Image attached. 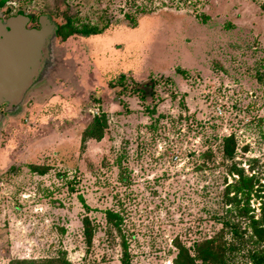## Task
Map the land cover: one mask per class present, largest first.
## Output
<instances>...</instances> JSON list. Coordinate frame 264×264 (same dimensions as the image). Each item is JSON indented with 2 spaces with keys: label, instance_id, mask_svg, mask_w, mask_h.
<instances>
[{
  "label": "rangeland",
  "instance_id": "1",
  "mask_svg": "<svg viewBox=\"0 0 264 264\" xmlns=\"http://www.w3.org/2000/svg\"><path fill=\"white\" fill-rule=\"evenodd\" d=\"M8 1L63 26L54 75L0 124V264H121L122 239L129 264H172L174 237L191 249L222 231L213 216L235 212L221 199L235 177L218 150L229 133L231 161L253 182L246 214L259 217L264 0ZM107 208L121 216L118 229ZM239 253L231 264H250Z\"/></svg>",
  "mask_w": 264,
  "mask_h": 264
},
{
  "label": "trees",
  "instance_id": "2",
  "mask_svg": "<svg viewBox=\"0 0 264 264\" xmlns=\"http://www.w3.org/2000/svg\"><path fill=\"white\" fill-rule=\"evenodd\" d=\"M3 1L5 0H2V2ZM147 9H149L148 5H144L141 8V12H145ZM66 22H69L68 17H66V21L64 23ZM62 26L63 24H59L60 31L58 32L57 38L62 37L60 33ZM97 30L98 29L95 28L82 29L84 34L96 32ZM149 89L150 84L143 83L140 86L139 90L141 91V96H143V98L147 99L149 97L146 93ZM99 137V133L94 136V138ZM219 142L218 150L221 156L223 159L230 161L226 164L227 166L225 169L227 173L235 175V177L232 176V181L228 183L225 182L226 179L223 177L225 185L221 190V199L223 204L232 205L235 212L232 213L230 217L228 216L226 218L213 216V218H216L221 222L222 231H213L211 234L206 235L202 239L193 241L191 249L178 244L174 237V246L176 251L172 258V264H231L236 257V253L239 252L241 253H239L240 256L238 254V257H242L244 262L247 260L250 264H264V246L262 245V241H264V199L260 204V213L258 218L254 219L252 216L246 214L248 211V207L246 205L247 199L253 185L252 178L250 175L243 174L242 170L237 167L233 161H231L235 149L234 134L229 133L227 135H222ZM201 155L204 157L203 163L205 161L210 162L212 156L210 151H205ZM209 187L210 186L206 185V189ZM241 197H243L244 203L241 202ZM81 203L84 204L83 201ZM84 206L86 205L84 204ZM225 210L229 211V209ZM103 214L107 222H109L116 229L119 228L121 216L117 211L107 208L103 210ZM81 224L82 236L85 243L89 244L94 228L90 225L86 216L82 217ZM248 226L250 230H247L246 227ZM223 233L228 234L226 242L221 238ZM120 248L121 264H129L127 245L124 239L121 240ZM19 262L22 264H72L64 258H47L37 262L23 259Z\"/></svg>",
  "mask_w": 264,
  "mask_h": 264
},
{
  "label": "water",
  "instance_id": "3",
  "mask_svg": "<svg viewBox=\"0 0 264 264\" xmlns=\"http://www.w3.org/2000/svg\"><path fill=\"white\" fill-rule=\"evenodd\" d=\"M22 13L0 17V124L17 111L23 94L54 75L57 25L48 14L38 15V27H25Z\"/></svg>",
  "mask_w": 264,
  "mask_h": 264
},
{
  "label": "flooded vegetation",
  "instance_id": "4",
  "mask_svg": "<svg viewBox=\"0 0 264 264\" xmlns=\"http://www.w3.org/2000/svg\"><path fill=\"white\" fill-rule=\"evenodd\" d=\"M9 1L8 0H5L2 2V0H0V17L1 18H5L9 15H16L18 13H22L25 17H26V22H25V27L27 28H37L39 25H38V15L39 14H49L50 17L56 22L58 28H57V34L55 36V40H54V43L57 45V37H58V32L60 31L59 30V24L60 21L56 18V16L54 15L53 12H49V11H39V12H31V11H24L22 9H15L14 11H11L7 8V5L9 4L8 3ZM3 104L0 105V111H2L3 109ZM4 116L6 115V113H3Z\"/></svg>",
  "mask_w": 264,
  "mask_h": 264
},
{
  "label": "built area",
  "instance_id": "5",
  "mask_svg": "<svg viewBox=\"0 0 264 264\" xmlns=\"http://www.w3.org/2000/svg\"><path fill=\"white\" fill-rule=\"evenodd\" d=\"M173 158H174V159H178V156L174 155Z\"/></svg>",
  "mask_w": 264,
  "mask_h": 264
}]
</instances>
